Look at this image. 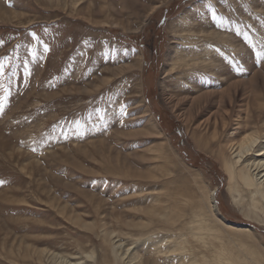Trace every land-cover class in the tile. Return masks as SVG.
Returning a JSON list of instances; mask_svg holds the SVG:
<instances>
[{"label": "rangeland", "instance_id": "obj_1", "mask_svg": "<svg viewBox=\"0 0 264 264\" xmlns=\"http://www.w3.org/2000/svg\"><path fill=\"white\" fill-rule=\"evenodd\" d=\"M258 52L264 0H0V264H180L172 240L201 263L213 244L191 225L210 190L264 249L262 213L233 200L250 193H229L223 134L202 137L215 111L233 127L243 98L263 122ZM184 53L194 75L168 71Z\"/></svg>", "mask_w": 264, "mask_h": 264}, {"label": "bare ground", "instance_id": "obj_2", "mask_svg": "<svg viewBox=\"0 0 264 264\" xmlns=\"http://www.w3.org/2000/svg\"><path fill=\"white\" fill-rule=\"evenodd\" d=\"M202 36V33L191 32L187 33L186 36L182 34V39L188 43H195L196 39L198 40ZM176 58L175 60H171L172 63L168 67V71H179L183 69L185 73L194 75L195 68L200 67L189 54L184 53L181 56H176ZM213 84L215 83L211 82L210 86ZM217 93L221 105L222 102L226 103L227 100L230 103L232 102V98H230V85ZM208 94L206 92L207 97L209 96ZM214 95L218 96L213 93ZM246 104L247 100L243 98L242 106L244 115L239 113L237 118L234 119V126L229 128L225 127L229 123L228 120L231 117V112L224 109V112L219 116L218 112H213L210 117L203 121L205 125L211 126L212 128L210 129L212 130H210L211 132H209V129L208 131L205 130L202 137L207 140H212L216 139L219 134H223V148L226 149L227 155L222 162V170L225 171L227 176L226 183L229 193L232 194L244 186L242 192L247 191L250 193L251 202L245 204L243 202L244 195L240 192L238 198L233 197L235 204L241 209H259L264 217V120L260 125L253 123L254 120L251 119ZM157 130L159 132L160 129L157 128ZM197 143L205 146L200 142V139H198ZM204 144L207 145V143ZM214 192V190H210L204 194V199L207 204L206 206H202L196 213V221L191 225L199 239L203 241L210 240L213 244L211 259L205 258L201 263L195 262L191 258L186 261L183 259L181 242L179 240H172L170 243L172 245L171 252L173 251L178 254L180 264H247L234 256V250H245L249 257H251V261L252 259L253 261L262 260L264 258V249L255 244H249L242 238V230L249 229L247 227L237 228L234 224L225 221L219 215ZM225 232L230 235H226ZM128 250L126 249L125 254ZM137 256L138 254L136 252H132L129 256V263L136 264L137 262L134 259Z\"/></svg>", "mask_w": 264, "mask_h": 264}, {"label": "snow or ice", "instance_id": "obj_3", "mask_svg": "<svg viewBox=\"0 0 264 264\" xmlns=\"http://www.w3.org/2000/svg\"><path fill=\"white\" fill-rule=\"evenodd\" d=\"M245 39H249L248 36H247V34H245ZM249 43H251L250 39H249ZM257 55L258 56L264 55V52H258ZM3 68H4V63H3V61H0V75H3ZM6 100H7V94L4 97L0 98V111H2V109H3V103Z\"/></svg>", "mask_w": 264, "mask_h": 264}]
</instances>
